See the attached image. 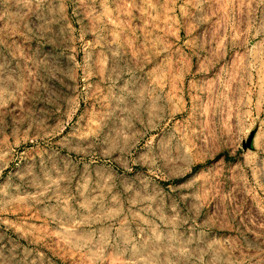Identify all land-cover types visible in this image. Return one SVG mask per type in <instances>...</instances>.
I'll list each match as a JSON object with an SVG mask.
<instances>
[{"label":"rangeland","instance_id":"obj_1","mask_svg":"<svg viewBox=\"0 0 264 264\" xmlns=\"http://www.w3.org/2000/svg\"><path fill=\"white\" fill-rule=\"evenodd\" d=\"M42 130L129 169L0 146V264H264V0H0V144Z\"/></svg>","mask_w":264,"mask_h":264},{"label":"bare ground","instance_id":"obj_2","mask_svg":"<svg viewBox=\"0 0 264 264\" xmlns=\"http://www.w3.org/2000/svg\"><path fill=\"white\" fill-rule=\"evenodd\" d=\"M61 136L62 133L58 134L49 130L37 131L32 135L28 132L16 140L14 137H5L0 146L3 149L9 147L19 150L37 146L42 147L39 151L41 153L46 152L44 148H48L49 154L64 160L67 168L80 170L87 181L107 188L115 185L119 169L128 171L129 165L115 159L112 152H94L89 146L91 138L72 136L69 141H57ZM73 142L76 143L73 144Z\"/></svg>","mask_w":264,"mask_h":264}]
</instances>
